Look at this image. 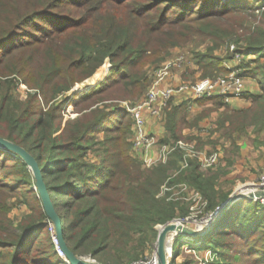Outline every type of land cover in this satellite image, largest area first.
<instances>
[{"label": "trees", "instance_id": "1", "mask_svg": "<svg viewBox=\"0 0 264 264\" xmlns=\"http://www.w3.org/2000/svg\"><path fill=\"white\" fill-rule=\"evenodd\" d=\"M259 4L0 0V135L25 147L39 162L51 198L63 212L65 238L76 254L109 264L143 257L146 243L158 234L156 225L177 218L179 207L184 215L179 218L189 211L180 199H169L172 190L162 193L164 185L185 183L199 190L207 201L205 211H214L229 197L232 191L220 179L231 165L216 172L189 158L181 168L184 151L179 148L165 162L144 165L129 140L133 118L117 100L142 98L153 79L152 66L164 62L176 47H190L189 60L201 77L227 72L224 60L237 52L251 53L243 75L257 79L260 86L244 93L251 105L230 108L213 98L227 108L218 128L225 127L231 144L240 150L237 139L248 127L254 126L255 132L264 128V8ZM86 79L92 86L84 94L67 95ZM20 82L34 89L25 98L18 91ZM181 97L164 110V138L174 141L185 138L183 124L193 104ZM66 102L78 114L64 121ZM96 148L99 160L89 156ZM33 186V173L23 159L0 147V264H69L56 251L51 221ZM14 197L31 209L17 225L9 215ZM221 224L210 235L194 239L198 248L215 253L212 264H264L260 199L236 200ZM182 238L173 243L170 264H184L177 261L185 244Z\"/></svg>", "mask_w": 264, "mask_h": 264}, {"label": "rangeland", "instance_id": "2", "mask_svg": "<svg viewBox=\"0 0 264 264\" xmlns=\"http://www.w3.org/2000/svg\"><path fill=\"white\" fill-rule=\"evenodd\" d=\"M184 1H196V0H184ZM258 1L260 2V4H262L264 6V1H261V0H258ZM259 8H263V7L261 6ZM196 44L197 43H193L191 45H196ZM202 47H204V46H202ZM171 56L172 57L184 56V64L181 67L177 66V67H179L178 69H180V71L183 72L182 79H184L185 81L188 82V81H195L201 77L200 74L197 73V70H195L196 68L193 69L191 67L192 61L189 60L187 52L185 51V49L175 50V48H174L172 50V54L170 55V57ZM106 61L109 62V60H106ZM109 64H110V62H109ZM162 64H163V62H161L159 64H154L152 66L153 79H152L151 85L153 84L154 79L157 77L156 71L161 67ZM110 65H109V68H110ZM108 71H107V73H108ZM107 73L105 74V76L107 75ZM97 75H100V74L98 73ZM101 75L99 77H101ZM87 79L84 80L83 82L76 83L72 87V89L75 88V91H74L75 94L78 93L79 95H82L89 89L90 86H92V81L91 80L89 81ZM95 84L96 83H94L93 85H95ZM151 85L149 86V88L151 87ZM72 89L67 93V95L72 96V94H74L72 92ZM33 90L34 89L29 88L28 85H26L23 82L18 83V91H19V94L21 97L25 98L27 96V93L29 91H33ZM174 98H175V96L172 98L173 100L171 99L170 105H171V102L175 101ZM199 99H202V98H199ZM211 99L212 100H209L206 102H198L197 101L198 99L193 100V104H195V103H197V104L198 103L199 104L205 103L206 104V103H211V102L214 103V104L212 103L213 105H211L207 108H204L201 111L192 112V108L190 109L188 107L187 123L183 124V126L185 125L183 134H184L185 138L187 137L186 139L185 138L184 139L193 142L195 144L196 148L201 150V151H205V152H211L213 150L220 151L221 157H220L219 163L215 166L207 167L204 169H207V170L210 169L211 171L217 172L220 169H224V167L227 164L231 165L229 167V169H230L229 172H231V173L229 174L228 177H230V179H232V181L231 182L225 181V180L220 181V183L222 185H224V187H226V188L230 187L231 191L237 189V192L241 191V190L242 191H248V190H252V189H264V186H260V187L258 186V184H261L264 181V128L260 131L255 132L256 129L254 126L248 127L247 133L242 134L243 136H241L240 138L237 139L238 148L241 147V144H240L241 140L242 141L244 140L245 143H252V144H250V145L246 144V146L244 147L243 150H241V148H240V150L239 149L235 150L237 147L232 145L230 142V139L226 136L225 127L218 128V126H217L219 118L223 115L225 109H227V108L224 106V108L222 110L219 109V107L221 105L216 103L213 100V98H211ZM218 100H221V99L219 98ZM121 101H123V100H117V103L118 102L121 103ZM131 101L135 102L134 99ZM247 101H248L247 106L251 105L252 101L251 100H247ZM225 103H228L230 108H240V106H232V104H230V102L225 101ZM193 104H191V105L193 106ZM77 114L78 113H76L74 111V106L72 104H70L69 102H66L64 104V110H63L64 121L67 118L75 117ZM207 116H211V118H207L208 120L206 122L207 123L206 126L200 125V120L203 119L204 117H207ZM160 117H162V118L165 117V111L163 112V114ZM197 117L200 118L199 121H198ZM211 121L214 123L209 125V123ZM153 134H155V133H153ZM165 134H166V132L164 134H155L157 136L158 144H160L161 146L163 144H173L175 141L171 140L170 138H164V137H166ZM98 137L103 138V134L100 133ZM133 139H134V131H133V123H132L131 124V132L129 134V140L132 142V152L136 156H139L141 159H143V154L145 153V150H143V152H144L143 154L140 153L138 150H136L134 148V140ZM164 139H168V140L164 141ZM153 147H157V149H159L158 145L153 146ZM95 150L96 151L91 150L89 156L91 158L99 160L101 153H100L98 148H96ZM238 150H239V152H238ZM172 152H170L168 154V157ZM234 155H235V157H234ZM231 159L234 160L233 164H230ZM183 184H185V183H183ZM180 187H181V185H176L175 190L178 191V189ZM191 189L193 190V188H190L189 186L187 187V184H186L185 191L179 192V193L177 192V195H175V196H179V194H180V196H181L180 197L181 207L184 206V207H186V209L189 210V211H187V215H185V217L191 216V215L193 216V218H196V219H201L203 217H206V215L211 213L212 211H205L204 208L207 204L203 205L201 202H198L197 204H195V202H197V201H195L193 199V197H188L190 195ZM183 193H185L186 195ZM200 194H201L202 200H203V195L201 192H200ZM184 197H186V198H184ZM197 200L199 201L198 198H197ZM254 200L256 201L257 199H254ZM12 201H13V207H12L9 215L12 218V220L14 221L15 225H17L18 223H20L23 216L26 213L30 212L31 209L29 208V206L25 202H20V200L19 199L17 200L16 197H14L12 199ZM261 202L264 203V201H262V200H261ZM60 213L63 214V212H60ZM181 216H184V215L181 213V210L179 207L176 210L175 217L179 218ZM193 218L190 220V222H188L189 225L192 227L199 225L200 223H195ZM159 224H161V223H159ZM219 227L217 229H219ZM49 229L51 232V228H49ZM179 235H181V234H179ZM179 235L176 236V238L179 237ZM185 237H188V236L183 235L182 239L185 241V244L183 245L182 252L178 256L177 261L178 262H184V264H212L213 259L215 257V253L211 249H200V248H198L199 242H198V240H194L195 238L192 239L190 242L187 239L185 240L184 239ZM52 238H53V236H52ZM156 239H157V235H153L152 240H148V242L146 243L145 248H144L145 249L143 252L144 256L145 255H152L153 252L156 250ZM175 239H174V241H175ZM82 256L92 258V256L90 254H87V253H83ZM129 263H131V262H129ZM129 263H127V264H129Z\"/></svg>", "mask_w": 264, "mask_h": 264}, {"label": "built area", "instance_id": "3", "mask_svg": "<svg viewBox=\"0 0 264 264\" xmlns=\"http://www.w3.org/2000/svg\"><path fill=\"white\" fill-rule=\"evenodd\" d=\"M259 5L264 8L262 4ZM234 48L235 45L231 44L230 49L233 50ZM245 55L239 52L235 53L232 58L236 59V63L230 66L227 72L216 77H200L195 81L187 82L185 80H181L176 84H166L162 82V77L168 72L169 67H181L184 64V56L171 57L165 62V65L163 67H160L156 71L157 77L154 79L153 84L142 98L136 100L135 102L127 100L121 101L126 110L131 114L133 118L134 148L142 154L144 153L143 150H145L142 159L145 165L152 166L154 164H157L158 162H165L168 158V154L176 148L182 149L184 151V159L181 168H184L188 165L189 158H197L202 168L212 167L219 163L221 157L220 151H201L196 148L193 142H189L185 139H179L173 144H163L161 146L160 144H158L157 136L153 134V132L149 131L147 127V116L162 115L165 108L169 105L171 99L177 94L185 95L191 100L204 97H218L224 102H229L232 98L244 97V93L245 91H247L246 77L243 75V58L245 57ZM248 55L252 54L248 53L247 56ZM190 106L191 104H189V107ZM156 145H158L159 149L158 156L155 158L152 155L148 154L147 149ZM180 185L181 187L180 189H178V191L175 190V186L164 185L162 187V193L165 190H172L169 199H180V194L179 196L175 195H177V192L179 193L185 191L186 184L182 183ZM258 186H264V181L261 184H258ZM190 191L191 192L188 197H193V199L197 201L195 202V204L201 202L203 205H205L207 203L206 200H202V196L197 189L193 188V190L191 189ZM197 198L199 199V201L197 200ZM259 199L264 201V198ZM211 214L212 212L201 219L193 218L192 215L180 219L184 222H190V220L193 218L195 223L201 224V222H205L211 216ZM50 228L56 251L66 262H68L64 251L59 246V241L55 233V226L52 221L50 222ZM91 259L95 258L92 257ZM129 264H158L156 250L152 255H145L136 260H133Z\"/></svg>", "mask_w": 264, "mask_h": 264}, {"label": "water", "instance_id": "4", "mask_svg": "<svg viewBox=\"0 0 264 264\" xmlns=\"http://www.w3.org/2000/svg\"><path fill=\"white\" fill-rule=\"evenodd\" d=\"M74 91L75 88L72 89L73 93ZM0 147L18 154L31 169L34 178L33 188L38 191V195L40 196L44 210L50 221H52L55 226V233L59 241V246L64 251L69 264H109L76 254L70 247L64 235L62 215L56 208L51 198L47 184L43 177L42 169L35 156L22 145L11 139L5 138L2 135H0ZM240 198H264V189H252L248 191L241 190L238 192L237 189L233 190L229 197L221 202L214 211H212L211 216L205 222H202L201 224L194 227L190 226L188 222L182 221L180 218H174L166 223L158 224L156 226V229L158 230L156 239V254L158 264H170L173 242L176 236L181 234L196 238L210 235L214 229H217L219 226H221V220L224 214L228 211L232 204Z\"/></svg>", "mask_w": 264, "mask_h": 264}, {"label": "crops", "instance_id": "5", "mask_svg": "<svg viewBox=\"0 0 264 264\" xmlns=\"http://www.w3.org/2000/svg\"><path fill=\"white\" fill-rule=\"evenodd\" d=\"M179 49H185V51L187 52V55H188V52H190V47H176L175 50H179ZM172 57V56H171ZM171 57H168L164 62L163 64L161 65V67H163L165 65V62L170 59ZM188 58H189V55H188ZM249 58H253V54L252 55H245V57L243 58L244 59V62H246ZM224 63H225V66L226 68L228 69L230 66L234 65L236 63V59H233V58H227L224 60ZM191 67L193 69L197 68V65L196 63L194 62V60H192V65ZM179 67H169L168 69V72L162 77V82L163 83H166V84H176L178 82H180L181 80H184L182 79V75H183V72L180 71V69H178ZM179 72V73H178ZM197 73L200 74V71L197 70ZM99 82V81H98ZM246 85H247V90L248 91H252V92H256L260 89V86H259V82L257 81V79H254L252 77H246ZM182 95L181 94H177L175 96V101L178 100V99H181ZM185 98V97H183ZM215 98H218V97H215ZM219 99V98H218ZM249 100L247 97H242V98H232L229 102L230 104H232V106H240V107H245L248 105V101ZM174 101V102H175ZM177 102V101H176ZM213 102L211 103H201V104H193V106L191 105V107H189L190 109L192 108V112H197V111H201L203 110L204 108H207L212 104ZM225 105L223 106H220L219 109H223ZM214 112V111H213ZM161 116V115H160ZM160 116H147V127L149 129V131L155 133V134H164L166 132V128L164 126V118L160 117ZM207 118H211V116H207V117H204L203 119L200 120V125L202 126H206V122H207ZM214 122H210L209 125L213 124ZM187 130V129H186ZM246 140V139H245ZM188 141V140H187ZM191 142V141H189ZM241 144V150L244 149V147L246 146V144L250 145L252 143H245L244 140L240 142ZM147 152L149 155H152L153 157H157L158 156V149L157 147H151L149 149H147ZM177 173V172H176ZM175 173V174H176ZM231 172H229L227 175L221 177L220 181L222 180H225V181H229L231 182L232 179H230L229 174ZM182 184V183H180ZM178 184V185H180ZM180 189V188H179ZM199 191V190H198ZM191 192V191H190ZM185 239L191 241L192 238L191 237H185Z\"/></svg>", "mask_w": 264, "mask_h": 264}, {"label": "bare ground", "instance_id": "6", "mask_svg": "<svg viewBox=\"0 0 264 264\" xmlns=\"http://www.w3.org/2000/svg\"><path fill=\"white\" fill-rule=\"evenodd\" d=\"M168 249H170V248H168Z\"/></svg>", "mask_w": 264, "mask_h": 264}]
</instances>
